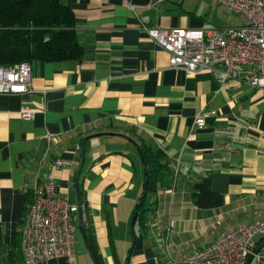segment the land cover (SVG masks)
Returning <instances> with one entry per match:
<instances>
[{
  "label": "crops",
  "instance_id": "1",
  "mask_svg": "<svg viewBox=\"0 0 264 264\" xmlns=\"http://www.w3.org/2000/svg\"><path fill=\"white\" fill-rule=\"evenodd\" d=\"M63 1L82 57L33 60L32 91L0 93V264L21 247L43 157L59 195L86 202L88 225L83 233L75 219L72 260L34 264H95L86 233L102 264H181L226 228L264 220V91L244 72L172 67L142 26H237L234 11L217 0ZM24 106L31 119L21 117ZM143 149L167 156L169 186L156 181L147 191ZM203 180L221 204H195Z\"/></svg>",
  "mask_w": 264,
  "mask_h": 264
},
{
  "label": "built area",
  "instance_id": "2",
  "mask_svg": "<svg viewBox=\"0 0 264 264\" xmlns=\"http://www.w3.org/2000/svg\"><path fill=\"white\" fill-rule=\"evenodd\" d=\"M236 12L239 25L224 28H165L142 25L148 36L170 55V65L187 72L207 69L224 78L244 72V80L264 91V0H217ZM31 62L0 66V93L32 91ZM21 117L34 116L28 106L21 108ZM195 122L204 124V118ZM51 139V135H47ZM41 158L31 189V205L21 233V253L24 264H34L50 258L75 256L77 224L88 225L87 204L70 201L59 195L58 183L52 174H42ZM56 160L53 168H60ZM170 220L167 229L172 230ZM256 238H259L256 240ZM264 220L255 219L226 228L207 247L185 257L181 264H245L252 252L253 264H264Z\"/></svg>",
  "mask_w": 264,
  "mask_h": 264
},
{
  "label": "trees",
  "instance_id": "3",
  "mask_svg": "<svg viewBox=\"0 0 264 264\" xmlns=\"http://www.w3.org/2000/svg\"><path fill=\"white\" fill-rule=\"evenodd\" d=\"M74 26L73 11L63 0H0V66L11 67L33 60H79L82 47ZM143 154L147 191L152 190L156 181L162 180L164 186H169L173 173L163 151L158 149L150 154L143 149ZM193 198L195 204L203 208L217 206L222 202L221 195L211 191L206 180L196 184ZM31 201L30 196L27 212ZM141 201H145V196L141 197ZM86 239L94 263L102 264L97 247L87 233ZM15 252L5 264L24 263L21 247Z\"/></svg>",
  "mask_w": 264,
  "mask_h": 264
},
{
  "label": "water",
  "instance_id": "4",
  "mask_svg": "<svg viewBox=\"0 0 264 264\" xmlns=\"http://www.w3.org/2000/svg\"><path fill=\"white\" fill-rule=\"evenodd\" d=\"M80 228H81V230H82L83 233H84V231H85V230H84V227L81 225ZM256 250H257V249H254L252 252L254 253V252H256ZM90 251H91V250H90ZM252 252L248 254V256H247V258H246V262H245V264H250V263H251V260H252V257H253V256H252Z\"/></svg>",
  "mask_w": 264,
  "mask_h": 264
},
{
  "label": "rangeland",
  "instance_id": "5",
  "mask_svg": "<svg viewBox=\"0 0 264 264\" xmlns=\"http://www.w3.org/2000/svg\"><path fill=\"white\" fill-rule=\"evenodd\" d=\"M228 9H229V8H228ZM233 13H234L235 17L238 18V15L236 14V12H233ZM79 239H80V242H82V243L85 245V248L87 249V246H86V244H85L84 239L81 238V237H80ZM87 253H88V254H87V255H88V256H87L88 259H90V258L92 259V257H91V253H90V251H89L88 249H87Z\"/></svg>",
  "mask_w": 264,
  "mask_h": 264
}]
</instances>
